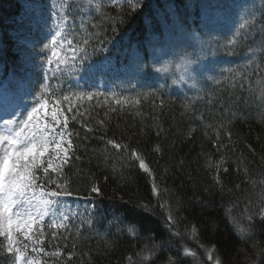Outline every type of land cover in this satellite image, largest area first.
Wrapping results in <instances>:
<instances>
[{
  "label": "snow or ice",
  "instance_id": "6c2138e0",
  "mask_svg": "<svg viewBox=\"0 0 264 264\" xmlns=\"http://www.w3.org/2000/svg\"><path fill=\"white\" fill-rule=\"evenodd\" d=\"M142 6V0H87L86 4L82 0H51L46 17L50 26L38 51L35 45L26 43L23 46L22 50L27 51L31 47L40 58L42 76L31 93L30 104L17 102L0 108V264H71L78 255L75 241L80 239L84 225L91 226L93 223L92 214L96 205L92 201L103 195L100 185L92 180L85 189L87 195L79 196L80 189L73 187L74 182L67 175L66 170L75 161L82 160L78 154L81 141L88 140L89 134L94 131L106 130L110 114L135 110L139 116L145 101L151 102L153 108L165 107L159 89L135 92V95L76 90L80 88L79 81L91 87L89 80L94 79L96 73L105 71L104 65L110 63L107 57L99 64L92 62V57L104 51V46L109 43L104 38L108 29L115 34L118 25L125 22V17L135 14ZM106 8L116 9V14H109ZM84 12H94L98 19H85L82 15ZM257 31L264 35V7L253 6L224 44L215 39L205 40L199 33H192L196 46L191 53L181 58L182 65L177 67H183V72L190 78H205V73L217 72L215 61L209 57H215L221 49L224 55L235 56L237 49ZM248 53L242 69L220 68L217 75H208L206 80L217 86L239 87L246 91L248 95L244 103L255 104L259 109L258 117L264 121V39L258 42V47L249 46ZM189 65L199 67L190 69ZM156 71L167 69L157 68ZM65 76L77 81L76 88L71 85L64 87ZM184 79L185 76L181 75L173 83ZM135 88V84L131 85L132 91ZM205 96L207 103L214 102L211 93H205ZM157 99L159 105L156 104ZM191 107V101L182 104L185 112ZM97 108L104 110L103 118H96L99 112L93 116ZM226 112L230 115L227 119L222 116L215 130L214 144L218 152L222 148L227 149V145L221 142V130L230 141L232 139L230 126L236 113L230 109H226ZM72 123L79 125L84 131L83 136L80 131L70 127ZM157 135H160V131H157ZM100 138L104 139L103 136ZM106 144L117 153H126L127 159L138 162V167L152 177V192L159 194L156 177L138 150L130 149L115 138L107 139ZM154 150L160 152L161 148L157 145ZM107 152L105 149L103 157L106 167L111 158ZM229 160L225 151L218 160L213 162L209 159L207 162V167L213 171L214 184L222 192L225 190L222 174L228 172ZM233 163L236 164L237 173L243 171L246 177L249 176V169L244 166L243 159ZM112 167L115 171V165ZM250 182L255 188L256 182ZM260 185L259 191L246 197L247 204L239 218L232 215L236 205L226 209L227 222L241 240L255 238L257 222L264 226V180L260 181ZM236 187L239 188V185ZM227 191L231 192L232 189ZM74 196L89 201L91 212L87 218L71 208L68 201ZM134 209L145 214L152 211L149 204L144 202H137ZM85 212H89V208H85ZM77 218L79 224L74 223ZM116 220L124 226L117 230L126 231L132 239H137L142 231L148 234V239H154L155 229L151 227L148 215L141 216L133 210L126 219L117 217ZM166 222L172 231L177 219L171 209L167 212ZM188 234L199 242V231L195 224ZM172 235L180 233L172 231ZM70 240L73 242L69 243ZM104 246L105 250L112 248L113 242L106 241ZM162 247V243H153L151 246L144 244L139 251L125 257L126 264H152V259ZM200 247L204 248L211 264H221L215 245ZM182 254L184 257H197V252L186 245ZM261 254H264V249L258 250L257 258ZM79 255L90 257V252H80ZM164 264H178V261L169 255ZM252 264H257V260H253Z\"/></svg>",
  "mask_w": 264,
  "mask_h": 264
},
{
  "label": "trees",
  "instance_id": "16d2710c",
  "mask_svg": "<svg viewBox=\"0 0 264 264\" xmlns=\"http://www.w3.org/2000/svg\"><path fill=\"white\" fill-rule=\"evenodd\" d=\"M205 3L206 0H142L141 9L126 16L115 34L108 29L104 38L109 43L104 46V51L92 57V62L99 64L107 57L113 65L112 69L118 72L128 65L130 57L137 56L150 72L152 54L169 34L175 35L179 30L186 33L184 36L203 32L198 23ZM22 8L23 0H0L2 76L8 71V63L18 56L11 33ZM105 10L111 15L116 14L114 8ZM92 18L98 19L95 13ZM261 39L264 35L257 31L231 57L242 59L249 56L248 47H258ZM185 45L189 47L187 51H192L194 44L188 42ZM154 84L148 82L146 90L141 92L159 89L165 104L163 109L153 108L151 102L145 101L139 116L135 110L110 114L107 129L94 131L89 134L88 140L81 141L78 154L82 160L75 161L66 170L74 182L73 187L80 189L79 196L87 195L85 189L92 180L103 191L101 197L92 201L96 205L92 214L93 223L91 226L85 224L80 239L75 241L78 255L71 264H126L125 257L129 253L134 254L144 244L151 246L153 243H162L163 247L152 259V264H164L169 255L174 256L178 264H211L200 245H215L221 264H252L253 260L264 264V254L257 258L258 250L264 249V226L257 222L255 238L241 240L234 234L226 216V209L236 205L232 215L239 218L247 204L246 197L259 191L260 181L264 180V121L257 115L259 109L255 104L244 103L248 94L239 87L232 89L211 82L194 93L174 95ZM205 93L212 94V104L207 103ZM190 101L192 107L185 112L182 104ZM156 104L159 105V99ZM226 109L236 113L230 126L232 139L230 141L221 130V142L227 145V149L222 148L218 152L214 144L215 130L222 116L227 119L230 115ZM103 111L97 108L93 116L99 112L96 118H103ZM70 127L84 135L79 125L72 123ZM157 131H160L159 136ZM102 136L104 139L100 138ZM112 138L144 156L156 177L160 189L158 195L152 192V177L138 167V162L127 159L126 153H117L106 144L107 139ZM157 145L161 148L160 152L154 150ZM105 149L111 157L107 167L103 163ZM225 151L230 160L228 172L222 174L225 185L222 192L214 184L213 171L207 167V162L209 159L213 162L218 160ZM239 159H243L244 166L248 167L249 176L246 177L243 171L237 173L233 161ZM250 181L256 182L255 188ZM137 202L149 204L151 213L134 209ZM87 203L89 212H83L85 218L91 212L89 201ZM169 209L177 219L172 231L180 235H172L167 226ZM133 210L141 216L148 215L150 225L155 229L154 239H148V234L143 231L137 239H132L126 231L117 230L124 226L119 225L116 218L126 219ZM74 223L79 224L80 220ZM193 224L199 231L198 243L188 234ZM106 241L113 242V247L105 250ZM185 245L197 252L196 258L183 256ZM80 252H90V257L80 256Z\"/></svg>",
  "mask_w": 264,
  "mask_h": 264
},
{
  "label": "rangeland",
  "instance_id": "374dc122",
  "mask_svg": "<svg viewBox=\"0 0 264 264\" xmlns=\"http://www.w3.org/2000/svg\"><path fill=\"white\" fill-rule=\"evenodd\" d=\"M50 2L51 0H23V9L12 31L18 56L10 62V73L5 91L0 93V108L5 104L17 102L30 104L31 102V93L42 76V69L40 58L36 52L31 47L27 51L22 49L27 43L35 45L38 51L40 42L44 40L50 26L46 22ZM82 2L86 4L87 0H82ZM253 6L255 8L264 7V0H206L201 20L198 23L203 32L194 33H199L205 40L215 39L220 44H224L226 38L231 35ZM93 14L94 12L82 13L85 19L91 18ZM76 23L79 24L78 18ZM184 35L186 33L179 30L175 35L169 34L162 43L158 44L151 57L150 72L147 71L148 69L142 59L133 56L130 57L128 65L118 72L110 69L113 67L112 64L106 63L104 65L105 71L96 73L94 79L89 80L91 87L85 85L84 81H79L80 88L76 90H98L106 93L117 92L133 95L136 91H145L148 82L152 81L156 82L157 87L167 89L170 93L190 94L196 92L202 85L211 83V81L206 80V77L217 75L220 68L239 70L247 61L248 56L242 59H234L224 55V50L221 49L215 57H209L210 60L215 61L216 73H205V78H190L188 74L183 72V67H177V65H182L181 58L192 52L187 51L189 47L185 44L191 42L196 46L197 42L192 39L191 34L189 36ZM196 67L199 66L189 65L190 69ZM157 68H166L167 71L157 72ZM181 75H184L185 79L173 83V80H179ZM64 80L66 81L65 88L69 85L76 88V80L69 79L67 76L64 77ZM133 84L136 85L135 91L131 90ZM68 202L73 210H78L82 214L85 208H89L87 201L79 198H69Z\"/></svg>",
  "mask_w": 264,
  "mask_h": 264
}]
</instances>
